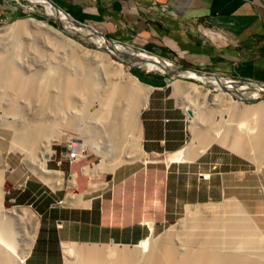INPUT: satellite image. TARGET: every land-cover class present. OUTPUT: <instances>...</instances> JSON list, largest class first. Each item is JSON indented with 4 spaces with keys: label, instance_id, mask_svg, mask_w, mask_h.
Returning <instances> with one entry per match:
<instances>
[{
    "label": "crops",
    "instance_id": "1",
    "mask_svg": "<svg viewBox=\"0 0 264 264\" xmlns=\"http://www.w3.org/2000/svg\"><path fill=\"white\" fill-rule=\"evenodd\" d=\"M56 1L71 18L109 39L143 48L184 67L204 68L231 78L224 82L234 91L240 88L244 92L251 87L233 79L264 85V0ZM15 5L25 10L16 0H0V16L6 20L15 17ZM203 25L212 31L204 30ZM144 76L154 79L153 75ZM159 76L160 83L149 84L152 90L140 112L138 136L145 155L166 156L186 145L188 115L183 106L170 101L165 94L169 80ZM158 163L146 161L139 169L117 167L113 171L108 179L111 184L116 179L124 182L143 171L156 176L144 184L135 182L133 191L127 183L119 188L115 198H103L105 192L91 196L94 188L88 181L85 190L77 193L81 198L67 204L18 201V195L11 190L21 186L14 177H8L9 181L12 179L8 190L11 204L30 206L39 215L36 236L23 264H69L67 250L86 248L84 244L137 249L145 238L162 232L166 223L187 216V208L192 204L227 199L236 202L239 189L245 184L249 187V179L244 177L252 175L249 168L238 167L235 154L209 147L190 160L162 163L164 189L160 197ZM85 174L89 179L94 176L90 170ZM81 181L75 179L78 187L84 186ZM187 193L193 198L187 197ZM86 195L90 201H83Z\"/></svg>",
    "mask_w": 264,
    "mask_h": 264
},
{
    "label": "rangeland",
    "instance_id": "2",
    "mask_svg": "<svg viewBox=\"0 0 264 264\" xmlns=\"http://www.w3.org/2000/svg\"><path fill=\"white\" fill-rule=\"evenodd\" d=\"M54 1H56V0H54ZM16 2L18 4H21V6H25V10L22 9L21 7H18L15 5L16 6L15 7V10H16L15 17H13L12 19L6 20L2 16H0V29L12 28V30H13V26H15L17 23H19L22 20L30 21L32 19H36L38 21L47 22L59 30L61 29L62 31L65 32V33L64 32L63 33L65 34L66 37H70L71 40H74V42L77 44L75 46L73 44L71 45V44L67 43L66 40H64L60 36H58L57 34L51 32L49 30L48 31L43 30V29L40 30V29L36 28L35 26H33L32 23H30V24L28 23V25L25 27V29L17 28L14 31H11V29L9 31L7 29L6 33L4 35L0 36V57H2L1 60L3 59L6 61L7 60L9 61L10 58H12V60H10V61H12L13 64L15 63L16 66L19 65L23 71H39V72H41V69H40L41 64H40L39 60H42V62H43V60H45V63L46 62H48V63L53 62V64H56V62H59V68L62 67L65 69V66H63V65H64V58H65L66 53L70 54L71 52H75V53L77 52L76 54H78L81 58H85V59H87L86 57L88 56V62L91 64H92V60L96 61V60H99L101 58V57H98L99 59L96 58L97 57L96 54L97 53H98V55L101 54L103 57V60H100L102 62V65L97 67V70H98L97 71V77H96L97 78V80H96L97 84H96V87L94 89V95L97 99H99L98 96L101 99L106 98V96L108 95V91L105 92V86L107 85V82L110 81L112 78L115 80L118 79L119 82L124 81V82H122L123 85L129 84V82H130V84L127 88V91L130 90L129 91V94H130L129 98H128V96H125L124 89L126 87L123 86L121 83H120L121 84V90L119 92L115 91V92L111 93L112 103H113V108H114L113 110H111L112 114H115L116 116H118V114H121L123 117H126L128 115V112H131V111L135 112L138 108L141 107V106L136 107L137 105H131L132 104V102H131L132 98H130V97H132V95L136 94L135 96H137V97H136L135 101L142 99L139 101H141V105H142V107H144L148 102V98H149V94H150L149 90H147V89L151 88V86H149V84L141 82L138 79V77L133 75L131 73L130 69L134 68V69L141 70L144 73V75H146L147 77H151V75L159 76L160 74L167 76L166 73L164 72V69H155V68H151L149 66H141V65L130 67V65L127 62H124V61L114 57L113 55H111L112 53H110L108 50H105V45L98 44V43L94 42L93 38L89 36L91 34V32L84 26L83 27L86 28V30L82 31V33H83V36L85 38H83V39L80 38L78 36V34L74 31L77 34V36L79 37V40L74 39L73 34L70 31L68 25L65 23L59 22L55 16L51 15L50 13H52V12H50V9H48L49 7L47 5H45L43 0H16ZM203 29L204 30L208 29V30L212 31L211 27L205 26V25H203ZM211 35L214 36L213 33H211ZM96 38L103 40V41H106L102 37H96ZM124 45L127 46L126 49H128V52L134 53L136 55H140V54L141 55H144V54L148 55L149 54L148 52H144L143 48L141 49V48H138L136 46H132V45H128V44H124ZM36 47L38 48V52L40 54L36 51V49H35ZM112 52L115 53V55L121 56L119 54L120 51L114 50ZM108 56H110L111 59H108ZM15 57H17L16 60H15ZM123 57L127 58L128 60H133V59L129 58L126 53L123 54ZM164 59L168 60L172 64L182 65L181 63H176V62L173 63L171 60H169L167 58H164ZM152 60H155V59H152ZM119 63H122L124 65L123 69H121L120 67H119L120 69L118 68V66H120ZM85 64H87L86 61H85ZM93 66H97V65H93ZM155 66H157V65H155ZM186 67L190 68V69H194V70L196 69V70H200V71L211 72V71H207L204 68H195V67H188V66H186ZM42 68H43V71L48 72L49 76H53L54 73H53V71L50 70V68H48V67H42ZM166 69L168 70L169 68H166ZM43 71L41 72V74H43ZM117 71L119 72L118 74H116ZM38 74L39 73L34 74V76L38 77L37 76ZM50 74H52V75H50ZM79 74H81V73H79ZM124 74L126 76H127V74L128 75L132 74L133 76H135V79H131L130 76H129V78L123 77ZM80 76H81L80 78H82V79H87V80L93 79L92 72L90 74H88L86 70ZM121 77L124 78L125 80L128 78V80H129V81L127 80L128 83H126L127 81L125 82V80L122 79ZM179 81H180V84H183L181 90L176 89L177 87L175 86V83L179 82ZM240 81L244 82L247 85H251L252 87L256 86L257 88H261V87L264 88L263 84L261 85V84H254V83L246 82V81H242V80H240ZM172 84H173V87H172ZM242 86L243 85H239V87H242ZM198 87H200V88H198ZM165 88H166L165 94L170 96V101L174 102L177 105H181L184 108H186V106H188V105L190 106V104L195 105V106L196 105L202 106V104L204 103V97L206 95L205 94L206 92H209L210 94H214V95H221V98H222L221 102L223 104V105H221V108L219 106L214 105V104L212 105V103H210V102H212L213 100H211L210 98L207 101H205L204 106H207L206 107L207 109L209 107V110H212L211 108L218 109L215 111H219V110L223 109L224 112L226 111L224 114L225 120H226V118L227 119L229 118L227 120V122L230 120L233 123L235 122V124H237L239 121V123H238L239 125L238 124L237 125L240 127L242 126L243 129L242 128H240V129H242L243 131L246 129V131L248 132L247 134H250V131L251 132L253 131V133H251V135H257L259 132L262 131V129H264V96L255 97L254 99L239 98V95L250 97V95H251L250 91L249 92L247 90L244 92L235 91L236 95H233L232 94L233 92L228 90V91H230V93L227 94L225 91H221L220 88H218L215 85V83H213V82H207L203 79H202V81H199L196 78H191L188 76L187 77L186 76H184V77H180V76H174V77L171 76L170 77L169 76L168 86ZM7 89H8V91H7ZM7 89H5V90L2 89V91L5 92V94H3V96L0 98L1 99L0 100V114H2L4 112L3 114H5V115H9L10 111H11L9 106H8L9 99L13 98L15 103L17 101L19 103H21V101H22L21 96L15 95L11 90H9V88H7ZM53 89L54 88H50L49 89L50 92L53 91ZM173 89H174V91H173ZM56 91L52 92L53 94H56V99H55L56 101H59V102L62 101V96L63 97L66 96L69 101L74 100L75 98H76V100L78 99L75 94L66 93L65 90H64V92H61L59 90H56ZM58 91L60 92V94H58L59 93ZM97 91H98V96H96ZM201 91H203V92L201 93ZM261 91L264 93V90L261 89ZM12 94H14V95H12ZM138 94L142 98H140V96ZM6 95H8V96H6ZM228 95L232 96L233 99H228L226 97ZM16 97H18V98H16ZM138 97H139V99H138ZM67 99L65 101V98H64L63 104L60 103V105L56 108H54V104L56 102H53L52 106H49V108L46 110L47 112H44L43 113L44 115H42L43 119H47L46 122H44V124H46L49 122L48 120H50V118L51 119L57 118V117L63 118V114L65 116H67V118H72L71 115L75 114V116L73 115L75 122H76L75 124H72V126L68 125L66 119L63 120L62 122H60L58 125H57V123L55 124V122H54V124L57 125V127L52 124L51 127L52 128L54 127V129H55L54 132H52V135H51V133L46 134L45 137H43L44 140H41L42 142H44L43 143L44 146L47 144L50 145V149L53 153L50 160H48L50 158V156H48V155L41 157L42 156L41 151L43 149V145H41L42 142H41V144L38 145V148L36 151V156H37L36 158H38V159H36L34 161L31 158L30 153H26L24 156V153H22L21 151L11 149L12 147H10V145L12 142L13 134H15V135L18 134L19 128L18 129L16 128L15 130H13V128H11L8 124L4 123L5 124L4 125L3 123H0V127H1L0 128V168L1 167L7 168L4 171V178L2 179V181L0 183V189H1V192L3 193V197L1 196L2 198H0V199H2L1 203H0V206H1L0 209L4 208L3 210H5V211L1 210L0 213H2L1 214L2 217H7L6 218L7 220L6 219L4 220V218H3V220L6 221L7 227H10L8 229V232L10 234V238L12 236L14 237V238H11L10 240H12L11 248L13 247L11 249V252L14 255L12 258H13V260L17 258L16 260H14L15 264H19V263L21 264V261L23 263V261L26 257L25 253H27V254L29 253L27 251L30 250L31 246H29V245H31L33 243L34 238L36 236V232H37V228H38V226H36V225L38 224L39 215L30 206H15V205L11 204V202H13V201H11L9 199L11 197V194L8 193V190L12 187L11 186L12 185V182H11L12 179L9 181L7 179L8 177H14V180L17 181L16 184L17 185L19 184L21 186L19 188H16L15 190H11V192H14V194L18 195V201H24V199H25L26 201H24V202H27L29 200H31V201L34 200V202H59V203L63 202V204H67L66 202H74L73 199H77V197L80 196L77 193H81L85 190L84 188L87 187L88 181L92 183V188H94L93 191H90L91 196L92 195L96 196L97 194L105 192L103 194V198H108V197L115 198V195L118 193L119 188H122V187L124 188V185H126L127 183H130L127 185L133 191L135 188V182L144 184V183L150 181L151 179L156 178V176L147 175L143 171L141 175H137L136 177L128 178L124 182H123V180H117L116 179L115 181H112V184H111L108 182V179H109L110 175L113 173V171L117 167H122V168L129 167L131 169H139L141 167H144V163L146 161H149V162H156L157 161V162H159L158 164L160 167L159 168L160 169V173H159L160 189H158V191H160L159 196L162 197V193H163L162 191L164 189V186L162 187V181L164 179V175H163L164 171L162 170L161 166H162V163H164L163 160L164 159L168 160L172 157H178L182 154H186V153H188L189 150L191 152L192 149H194V152H197V154L200 153L199 151L204 150V148H202V147H204L203 145H201V147H199V148L196 147L197 141L199 140V137L197 135L195 136L196 133H195V130L193 128V126H194L193 122L191 121V119H192L191 115L187 114L188 117H186V115H185L187 139H186V143H185L186 145L182 149H180L176 152L170 153L166 156H160L157 154L145 155L144 151L141 149L140 142H139L140 140H139V136H138L140 130H138L137 128L139 127V124L141 125V119H140V114H139L137 116L138 118H135V117L133 118L134 119L133 123L135 121L136 124L138 125V127H136V124H134L136 128H133L130 132H124L121 137L119 135L120 139L125 138V142H123L121 145L119 143V145H120L119 147L121 148V151H120V150H118V148H112V146H109L108 140L106 139L107 137L106 136L104 137V133L100 132L103 134V136H102V134L100 135L93 128V125H95L96 120L95 121H92V119L87 120L86 118H83V116L80 117L79 114H76V113H73L72 111H70L71 109H67L69 107L67 104V101H68ZM200 102L201 103L203 102V103L201 104ZM24 105H27V104H24ZM231 105H232V107H231ZM66 106H68V107H66ZM95 106H96V110H94L93 113H91V115H90L92 118H95L94 115H96V114H94V113L98 112V110H99L98 100L96 101ZM72 107H74V106L72 105ZM190 107L194 109V106H190ZM223 107L226 109H224ZM23 109L24 110L22 113L24 114V117H23L24 121L26 120V122H28V123L35 124L36 122L34 120L36 118H34V117L36 116L35 113H37V107L35 106V104H31L30 106H26ZM193 111L196 112V110H193ZM189 116H190V118H189ZM219 117H220V115H215V116H213L212 120L215 122H218ZM222 118H223V116H222ZM135 119H139V121H136ZM225 120L223 122H225ZM2 125H4L5 127H3ZM211 125L207 124V126L209 128H211ZM6 126H8V127H6ZM80 126L82 127V129L79 128ZM58 129L62 130L61 136L58 135V131H57ZM193 130H194V132H193ZM248 130H250V131H248ZM15 131H16V133H14ZM254 131H256V132H254ZM1 137H3V138H1ZM114 142H116V141H114ZM73 144L77 145L80 150H83L84 156L80 160L70 163L64 159V155L66 152V148L73 145ZM115 144L118 145V141ZM9 147H10V150H9ZM209 147H211L212 150L220 149V150H223L225 152H230L232 154H235L239 158V166L238 167H240V169L249 168L251 171L252 175H249V177H246V176L244 177V179H246V178L249 179V185H248L249 187L246 188V184H245V185H243V186H245L244 188L239 189L238 193H239L240 198L236 202L233 199H227V200H223L221 202H207V203H205V204L203 203L201 205L200 204H192L191 206H188L187 209H190L191 207H195L197 209V215L194 217V219H197V218H201L203 214L206 215L207 213L210 214L211 216L222 213L225 216V214L228 213V210L226 208H224L223 204L232 203V202L241 204L243 206V208L245 209V216L244 217L248 222H250V224L254 230V232H253L254 234H252L251 238H250L252 241H254V245L253 246L251 245V247L246 246V245L244 246L240 243L238 244L235 241V245H236L235 247H233V246L232 247H223L222 246V248H220V249L225 250V251H231L233 254L239 253L244 257L259 259L260 262L264 263V260H263L264 259V166H263L264 164L260 163L259 160H256L254 158L256 156V155H254L256 153L254 151L252 153L253 157L247 156L246 154H244L245 155L244 156V155H242V153H237V152L231 150L228 146H226V145L224 146L223 144H221L217 141L211 142L206 149H208ZM101 149H103V150L101 151ZM126 152L127 153L129 152L130 156L138 157V159H135L133 161H128L125 159V162H121L117 166L112 165V163H114L112 161V159L117 154H119V153L125 154ZM27 154H29V155H27ZM41 158H42V160H40ZM57 159H61L60 160L61 162L57 163L56 162ZM145 159H146V161H145ZM25 160L27 161V163L29 162V164L25 163L24 162ZM38 161H39V163H38ZM42 161H43V163H42ZM33 162H35L36 164H40V167L37 165V168H36L35 167L36 164ZM166 162H168V161H166ZM259 163H260V165H259ZM45 164L47 165V167H45L46 166ZM87 165H90V167H88ZM104 165H106V169L104 168ZM43 166H44V168H43ZM85 166H87V167H85ZM259 166H261V167L263 166V167L261 168ZM37 169L40 171H38ZM45 169H47V170H45ZM88 170H90V173L92 175H94L90 179H89V176L87 174H85V172ZM46 171H47V174H45ZM81 171L84 173H82ZM241 174L242 173H240V175ZM252 178L254 180V184H253L254 187L250 188V186H251L250 182H252V180H251ZM75 179L77 182H78V180H82L81 182L84 184V186L78 187L77 183L75 182ZM120 184H122V185H120ZM22 188H25V190L22 191ZM179 193L184 194L185 192L179 191ZM65 197H66V199H65ZM187 197H190V199L193 198V196H191V195L189 196L188 193H187ZM89 198H90V196L86 195L83 198V201H90ZM242 200L246 201V202H243ZM220 206H223V207H220ZM25 210L28 212H26ZM15 212H17L16 215H18L19 217L15 215ZM3 213H5L6 215ZM11 213L12 214L14 213V214L12 215ZM33 213H35V214L32 215ZM186 214H187V216L178 218L177 220H175L173 222L166 223L162 227V232H160L159 234L154 235L152 237L153 242L154 241L159 242V244L158 243H155V244L162 246V247H159L160 251H163V249H164V251L167 250L166 246H171L172 244L173 245L169 248H172L174 246L173 249H177V248H179L177 246H180L183 249H191V248H195L197 246L196 243H193L197 240H193L188 236V233H187L188 231H186V230L190 224L187 221H186V223L183 224L182 228H179L178 230L176 228V226H178V224L182 223L183 221H185L187 219L188 210H187ZM198 214H200L199 217H198ZM8 215H9V218H8ZM14 216H16V217L14 218ZM31 217H34V218H31ZM35 218L37 220H35ZM9 221H12L11 225H10ZM194 223H196V222H194ZM12 224H14V225L12 226ZM11 226H12V228H11ZM10 229L13 230L12 233H11ZM195 230H196V228H195ZM13 234H15V235H13ZM24 235H27L29 237L25 236L27 238V239H25ZM165 235L167 236L166 238H164ZM196 237H197V233H196ZM201 237H203L202 238V241H203L205 239V237H207V234L203 233ZM30 239H32V240H30ZM168 243H170V244H168ZM218 246H220V244ZM83 247H86V248H81V251L92 249L94 252H95V250H99V249L102 250V248H112L113 247L112 251H114V252H116V251L118 252L120 250L126 251L127 252L126 255H128V256L133 251L132 249H127L128 247H126V246L113 245V244H101V243L84 244ZM93 247H97V248H93ZM114 247H118V248H114ZM121 247H125V248H121ZM137 248H138V246H137ZM125 249H127V250H125ZM67 251H68L67 252L68 263H69V259L71 257L72 258L75 257L77 259L80 256L81 259H84V256L82 258V254H80V255L79 254H71L70 255L69 250H67ZM141 252L142 251H140L138 248L137 249V255H138L137 256V264H141L139 262V259L141 257ZM12 253H11V255H12ZM15 255H17V256H15ZM107 257L109 258L108 260H109V262H111V264H122L120 258L117 261V258L115 256H107ZM88 263L89 264H95V262H92V260H91V262H89V260H88V262L86 261V264H88Z\"/></svg>",
    "mask_w": 264,
    "mask_h": 264
},
{
    "label": "bare ground",
    "instance_id": "3",
    "mask_svg": "<svg viewBox=\"0 0 264 264\" xmlns=\"http://www.w3.org/2000/svg\"><path fill=\"white\" fill-rule=\"evenodd\" d=\"M43 1H44L45 5H47L49 7L48 9H50V12H52V13H50L51 15L55 16L59 22H62V23H65L68 25L70 31L73 34L74 39L79 40V37L82 39L85 38L83 36L82 31L86 30V28H87L91 32V34L89 36L93 38L94 42H96L98 44L105 45V50H108L110 53H112L114 55H115V53L112 52L114 50L120 51L119 54L122 57H123V54L126 53L129 58L133 59V60H129V61L135 65L149 66V67L155 68V69H166V68L171 69L172 68V65L168 61L162 60L159 57H157L156 55L151 54L149 52H148L149 53L148 55H145V54L144 55H141V54L136 55L134 53L128 52V49H126L127 48L126 45H124L123 43L111 40V39L107 38L106 36H103V35L97 33L96 31L91 30L90 28H88L84 24L77 22L76 20L71 18L63 9H61L54 1H52V0H43ZM28 23L29 24L32 23L33 26H35L36 28H38L40 30L41 29L46 30V31L49 30V31L57 34L58 36H60L64 40H66L67 43H69L71 45L72 44L74 46L77 45L74 42V40H71L70 37H66L64 34L65 32L62 31L61 29L59 30L47 22L38 21L36 19H32L30 21L22 20L19 23H17L15 26H13V30H12V28H2V29H0V36L4 35L7 31V29L9 31H10V29H11V31H14L17 28L25 29V27L28 25ZM83 26L86 28H84ZM74 31L78 34L79 37L77 36V34ZM96 37H102L106 41L97 39ZM35 49L38 52V48L36 47ZM143 50H144V52H147V50H145V49H143ZM76 53L71 52L70 54H68V53L65 54L64 65H63V66H65V69L62 67L59 68V62H56V64H53V62H49V63L46 62L45 63V60H43V62H42V60H39L40 64H41V66H40L41 72L43 71L42 67H48V68H50L51 71H53V73H54L53 76H49L48 72H45V71H43V74H41V72H39V71H23L19 65L16 66L15 63L13 64V62L10 61V60H12V58H10L9 61L8 60L6 61L3 59L1 60L2 57H0V98L3 96V94H5V92H3L2 89L5 90L7 88H9V90H11L15 95H19L22 97L21 103H19L18 101L15 103V101L13 100L12 97H11L12 99H9L8 106L11 110V111L9 110L10 114L5 115V114H3L4 112L2 114H0V123L8 124L11 128H13V130H15L16 128L17 129L19 128L18 134H16V135L13 134V138H12V142H11L10 147H12L11 149H13V150L21 151L22 153H24V156L26 153H30L33 161L38 159V158H36L37 157L36 151H37L38 145L41 144V142H42L41 140H44L43 137H45L46 134H50V133L52 135V132H54L55 129H54V127L53 128L51 127L52 124L55 125L57 123V125H58L60 122H62L65 119L67 120V124L70 126H72V124L76 123L75 119H74L75 114L71 115L72 118H67V116H65L63 114V118H58V117L52 118V119L50 118V120H48L49 122L44 124V122H46L47 119H43L42 115H44L43 114L44 112H47L46 110L49 108V106H52L53 102H56L54 104V108H56L60 105V103L63 104L64 98H65V101L67 99L66 96H64V97L62 96V101H60V102L56 101L55 100L56 94L52 93L53 91H56V90H59L61 92H64V90H65L66 93H71V94L76 95V97L78 98L77 100H76V98L74 100H70V101L67 99L69 101V102L67 101V104L69 106V107L66 106V107H68L67 109H71L70 111H72L73 113L79 114L80 117L83 116V118H86L87 120H90V119H92V121L96 120L95 125H93V128L100 135L102 133H104V137L105 136L107 137L106 139L108 140V145L112 146V148H118V150L121 151V148L119 146L123 142H125V138L120 139L119 135L121 137L124 132H130L133 128L138 127V125L136 124L135 121L133 123V120H134L133 118L134 117L138 118L137 116L140 114V112L143 108L141 105V101H139L142 99H139V97H138L139 100L135 101L136 97H137V96H135L136 94H134V95H132V97H130V98H132L131 99V102H132L131 105H137L136 107H140V106L141 107L138 108L135 112H132V111L128 112V115L126 117H123L121 114H118V116H116L115 114H112L111 110H113L114 108H113L111 93L115 92V91L119 92L121 90V84L124 81L121 80L122 82H119L118 79L115 80L112 78L110 81L107 82V85L105 86V92L108 91V95L106 96V98L101 99L98 96V91H97L96 96H98V98H99V99H97L94 95V89H95L96 84H97V82H96L97 71H98L97 67L102 65V62L100 60H103V57L101 54L98 55V53H97L96 58H98V57H101V58L100 59L98 58L99 60H96V61L92 60V64H91L88 62V56L86 57L87 59H85V58H81ZM16 59H17V57H15V60ZM108 59H111V57L108 56ZM152 59H155V60H152ZM85 61L87 62V64H85ZM93 65H97V66H93ZM119 65L120 66H118V68L119 67L121 69L124 68V65L122 63H119ZM155 65H157L158 67ZM84 69L87 71L88 74H90L92 72V76H93L92 80L80 78L81 77L80 75L82 73H84V71H85ZM118 71L116 72V74L119 73ZM182 71H184V70H182ZM37 73H39L37 75L38 77H35L34 74H37ZM79 73H81V74H79ZM184 73H186L187 76H193L195 78H200L201 80L203 79L207 82H213V83H215V85L218 88H220L221 91H225L227 94H229L230 91L233 92L232 93L233 95L236 94L233 87L227 86V84H228L227 82L215 81V79L213 77H210V76L203 77V76H199V75H194L193 72L184 71ZM50 75H52V74H50ZM129 76L131 77V79H135V76H133L132 74H129V75L127 74V76L125 74L123 75V77H128V78H129ZM128 78L126 80L124 78H122V79H124L126 82L128 80ZM128 81L126 83H128ZM129 84H130V82H129ZM129 84H124V85L122 84L123 86L126 87L124 89V94H125V96H128V98L130 96V94H129L130 90L127 91ZM182 85L183 84H180V81L175 83V86L177 87L176 89H179V90L182 89ZM249 86L251 87V89H246V90L248 92L250 91V94H251L250 97H260V96L262 97V96H264V93L261 91V89L264 90L263 87L257 88L256 86L255 87H252L251 85H249ZM50 88H54L53 91L50 92V90H49ZM198 88H200V87H198ZM147 90H149V92H151L152 88H149ZM228 90H230V91H228ZM7 91H8V89H7ZM239 91L242 92L240 88L238 89V92ZM202 92L203 91H201V93ZM14 94H12V95H14ZM58 94H60V92ZM205 94L206 95L204 97V103L202 102L203 103L202 104L200 102L202 104V106H200V105L195 106V105L190 104V106H194V109L191 108L189 105L186 106V108H185L186 111L187 110L191 111L190 115L192 118L191 121L193 122V125H194L193 128H194L195 133H196L195 136L197 135L199 137V140L197 141L196 147L199 148V147H201V145H203L204 147H202V148H204V150H205L211 142L217 141V142L223 144L224 146L225 145L228 146L231 150H233L237 153H242V155L246 154L247 156L251 157L252 153L254 151V152H256L254 154V155H256L254 158L256 160H259L260 163L264 164V129H262V131L259 133L257 132L258 133L257 135H251V133H253V131L251 132L250 130H248V131H250V134H247L248 132L246 131V129L243 131L242 126L241 127L238 126L239 121H238V123H237L238 125H237V124H235V122L233 123L230 120L227 122V120L229 118L228 119L226 118V120H225L224 114L226 111L224 112L223 109H221L219 111H215L218 109L211 108L212 110H209V107L207 109L206 108L207 106H204L205 101H207L210 98L211 100H213L212 102H210V103H212V105L214 104V105L219 106L221 108V105H223L221 102L222 101L221 95H214V94H210L209 92H206ZM6 96H8V95H6ZM226 97L228 99H233V97L229 96V95ZM16 98H18V97H16ZM140 98H142V97L140 96ZM97 100H98V104H99V110H98V112L94 113V114H96V115H94L95 118H92L90 115H91V113H93L94 110H96L95 103ZM24 104H27V105H24ZM31 104H35V106L37 107V113H35L36 116L34 117V118H36L34 120L36 122L35 124L28 123V122H26V120L24 121V118H23L24 117V114L22 113L24 110L23 108L26 106H30ZM72 105L74 107H72ZM231 107H232V105H231ZM224 109H226V108H224ZM193 110H196V112H194ZM215 115H220V117L218 118L219 119L218 122H215L212 120L213 116H215ZM222 116H223V118H222ZM189 118H190V116H189ZM135 120L139 121V119H135ZM224 120H225V122H223ZM54 122H55V124H54ZM134 124H136V127ZM207 124L211 125V128H209L207 126ZM4 125H2V126L5 127ZM57 125H55V126L57 127ZM140 126L141 125L139 124V127L137 128L138 130H140ZM6 127H8V126H6ZM79 128L82 129L81 126ZM240 128H242V129H240ZM194 130H193V132H194ZM57 131H58V135L61 136L62 130L58 129ZM100 132H102V133H100ZM254 132H256V131H254ZM14 133H16V131ZM102 136H103V134H102ZM1 138H3V137H1ZM114 141H116V142L118 141V145L115 144L116 142H114ZM43 143L44 142H42L41 145H43ZM119 143H120V145H119ZM10 147H9V150H10ZM103 149H101V151ZM204 150L199 151V152L202 153ZM200 153H198V154H200ZM52 154L53 153L50 149V145L49 144H47L45 146L43 145V149L41 151V155H42L41 157H44L46 155L52 156ZM198 154H197V152H194V149H192L191 152L189 150L188 153H186V154H182L178 157H172L168 160L164 159V161L190 160L191 158L196 157V155H198ZM27 155H29V154H27ZM125 159L128 161H133L135 159H138V157L130 156L129 152L128 153L126 152L125 154L119 153L112 159V161L114 162V163H112V165L117 166L121 162H125ZM40 160H42V158ZM39 161H38V163H39ZM145 161H146V159H145ZM24 162L27 163L26 160ZM33 163H35V162H33ZM42 163H43V161H42ZM260 163H259V165H260ZM27 164H29V162ZM37 165L40 167V164H36L35 165L36 168H37ZM45 167H47V165ZM259 167H261V166H259ZM43 168H44V166H43ZM104 168L106 169V165H104ZM6 169L7 168H4V167L0 168V183H1L2 179L4 178V171ZM45 170H47V169H45ZM38 171H40V170H38ZM45 174H47V171ZM1 193L2 192L0 189V198L3 197V193L2 194ZM79 198H81V197L80 196L77 197V200ZM1 200L2 199H0V203H1ZM223 206H224V208H226L228 210V213H226L225 216L222 213L214 215V216H211L210 214L207 213L206 215L203 214L201 218H197V219H194V217L197 215V209L195 207H191L190 209H187L188 210L187 219L185 221H183L182 223L178 224V226H176V228H177V230L179 228H182L183 224L186 223V221L190 224L186 231H188L187 232L188 236L191 239L197 240V241L193 242V243H196V245H197L195 248L183 249L177 245L176 246L179 247L177 249H173L174 246L172 248H169L173 245L172 244L171 246H166L167 250L164 251V249H163V251H160L159 247H162V246L155 244V243L159 244V242H157V241L153 242L152 237H147L143 241H141V243L138 245L139 250L142 251L139 262L141 264H264L263 262H260L259 259L244 257L239 253L233 254L231 251H225V250L220 249V248H222V246L223 247H232V246L235 247L236 246L235 241L238 244L240 243L244 246L246 245V246L251 247V245L252 246L254 245V241H252L250 239L251 235L254 234L253 233L254 230H253L250 222H248L244 217L245 216V209L243 208V206L241 204L235 203V202L226 203V204H223ZM223 206H220V207H223ZM3 209H0V212ZM3 211H5V210H3ZM26 212H28V211H26ZM16 213L17 212H15V215H16ZM1 214L2 213H0V215ZM3 214H5V213H3ZM34 214L35 213H33L32 215H34ZM16 216H18V215H16ZM16 216H14V218ZM199 216H200V214H198V217ZM1 217H2V215L0 216V264H15L14 260H16L17 258L14 260L12 258L14 255L11 252V249L13 247L11 248L12 240H10L11 238H14V237L12 236L10 238V234L8 232V229L10 227H7L6 221H4L7 217H2V218ZM3 218H4V220H3ZM8 218H9V215H8ZM31 218H34V217H31ZM35 220H37V219L35 218ZM9 222L11 225L12 221H9ZM194 222H196V223H194ZM13 225L14 224H12V226ZM192 225L196 228V230ZM12 226H11V228H12ZM36 226H38V224ZM10 231H11V233L13 232L12 229H10ZM195 232L197 233V237H196ZM203 233L207 234V237H205V239L202 241L203 237H201V236ZM13 235H15V234H13ZM25 236L29 237L27 235H24V237ZM26 237H25V239H27ZM166 237L167 236L165 235L164 238H166ZM30 240H32V239H30ZM168 244H170V243H168ZM219 244H220V246H218ZM31 245H29V246H31ZM93 248H97V247H93ZM137 249H133V251L128 256V255H126L127 254L126 251H122L120 249H119L120 251L114 252V251H112V248H102V250L99 249V250H95V252H94L92 249H90L91 251L90 250H82L81 251V247H80L77 250L76 249H69V253H70V255L71 254H79V255L82 254V258L84 256L85 260L81 259L80 256L77 259L75 257L74 258L71 257L70 259L69 258L68 259H69V264H86V261L88 262V260H89V262H91V260H92V262H95V264H111V262H109V260H108L109 258L107 256H115L117 258V261L119 258L121 259L122 264H137V256H138L137 255ZM125 250H127V249H125ZM27 252H29V251H27ZM11 253H12V255H11ZM25 254L27 255V253H25ZM15 256H17V255H15ZM21 264H23L22 261H21Z\"/></svg>",
    "mask_w": 264,
    "mask_h": 264
},
{
    "label": "water",
    "instance_id": "4",
    "mask_svg": "<svg viewBox=\"0 0 264 264\" xmlns=\"http://www.w3.org/2000/svg\"><path fill=\"white\" fill-rule=\"evenodd\" d=\"M111 40H113V39H111ZM114 41H116V40H114ZM116 42H119V41H116ZM147 52H149V51H147ZM149 53H151V54H153L152 52H149ZM111 55H113L114 57H116V58H118V59H120V60H122V61H124V62H127L129 65H130V67H132V66H138V65H135V64H133V63H131L127 58H125V57H122V56H118V55H114V54H111ZM154 55H156V54H154ZM157 57H159L160 59H162V60H165L163 57H161V56H158V55H156ZM165 61H168V60H165ZM169 62V61H168ZM170 63V62H169ZM171 65H172V68L171 69H164V72L166 73V77H165V79L166 80H169V76L171 77V76H180V77H184V76H186L187 77V75H186V73H184V71H188V72H193L194 73V75H199V76H203V77H205V76H210V77H213L214 79H215V81H226V80H229V79H231V78H224V77H222V76H219V75H217V74H214V73H212V72H206V71H200V70H194V69H190V68H186V67H184V66H181V65H177V64H172V63H170ZM182 70H184V71H182ZM188 77H191V78H195V77H193V76H188ZM197 80H199V81H202L200 78H196ZM211 80V79H210ZM235 82H237V83H242L240 80H236V79H233ZM234 95H236V94H234ZM239 98H245V99H254L255 97H248V96H241V95H239ZM187 114H191V111L190 110H187Z\"/></svg>",
    "mask_w": 264,
    "mask_h": 264
},
{
    "label": "built area",
    "instance_id": "5",
    "mask_svg": "<svg viewBox=\"0 0 264 264\" xmlns=\"http://www.w3.org/2000/svg\"><path fill=\"white\" fill-rule=\"evenodd\" d=\"M83 156H84L83 150H80L77 145L73 144L66 148L64 159L71 163L80 160ZM51 157L52 156H50L49 160L51 159ZM60 160L61 159H57L56 162L60 163L61 162Z\"/></svg>",
    "mask_w": 264,
    "mask_h": 264
},
{
    "label": "trees",
    "instance_id": "6",
    "mask_svg": "<svg viewBox=\"0 0 264 264\" xmlns=\"http://www.w3.org/2000/svg\"><path fill=\"white\" fill-rule=\"evenodd\" d=\"M131 70V73L133 75H135L136 77H138V79L143 82V83H147V84H150V85H156L157 83H160L161 81L159 80L160 79V76H154V79L152 80H149L147 79L145 76H144V73L141 71V70H138V69H130Z\"/></svg>",
    "mask_w": 264,
    "mask_h": 264
},
{
    "label": "clouds",
    "instance_id": "7",
    "mask_svg": "<svg viewBox=\"0 0 264 264\" xmlns=\"http://www.w3.org/2000/svg\"><path fill=\"white\" fill-rule=\"evenodd\" d=\"M237 80V79H236Z\"/></svg>",
    "mask_w": 264,
    "mask_h": 264
}]
</instances>
